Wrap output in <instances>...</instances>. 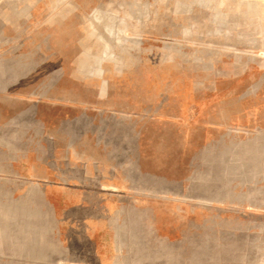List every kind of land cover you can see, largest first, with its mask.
<instances>
[{
	"label": "rangeland",
	"instance_id": "rangeland-1",
	"mask_svg": "<svg viewBox=\"0 0 264 264\" xmlns=\"http://www.w3.org/2000/svg\"><path fill=\"white\" fill-rule=\"evenodd\" d=\"M9 163L109 182L99 264H264V0H0Z\"/></svg>",
	"mask_w": 264,
	"mask_h": 264
},
{
	"label": "crops",
	"instance_id": "crops-1",
	"mask_svg": "<svg viewBox=\"0 0 264 264\" xmlns=\"http://www.w3.org/2000/svg\"><path fill=\"white\" fill-rule=\"evenodd\" d=\"M12 165L0 171L2 225H7L0 229L5 247L0 255L6 264H99L103 247L94 228L109 225V182L96 181L90 169ZM56 226H64L66 234Z\"/></svg>",
	"mask_w": 264,
	"mask_h": 264
}]
</instances>
